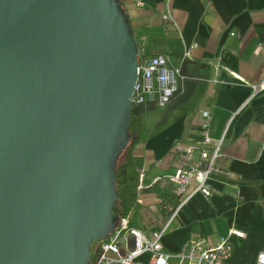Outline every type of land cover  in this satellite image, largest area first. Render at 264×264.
Instances as JSON below:
<instances>
[{"label": "water", "instance_id": "1", "mask_svg": "<svg viewBox=\"0 0 264 264\" xmlns=\"http://www.w3.org/2000/svg\"><path fill=\"white\" fill-rule=\"evenodd\" d=\"M114 0H0V264H89L137 80Z\"/></svg>", "mask_w": 264, "mask_h": 264}, {"label": "crops", "instance_id": "2", "mask_svg": "<svg viewBox=\"0 0 264 264\" xmlns=\"http://www.w3.org/2000/svg\"><path fill=\"white\" fill-rule=\"evenodd\" d=\"M116 2L138 65L164 56L184 77L165 107L144 105L131 155L142 185L150 187L129 213L131 225L146 236L161 231L171 215L161 192L168 186L173 195L165 179L184 162L173 147L202 144L206 133L212 144L221 140L207 182L211 195L197 194L177 209L162 248L177 254L197 240L215 246L228 238L226 264H255L264 253V90L254 94L264 87V0ZM206 149L212 152L211 145Z\"/></svg>", "mask_w": 264, "mask_h": 264}, {"label": "built area", "instance_id": "3", "mask_svg": "<svg viewBox=\"0 0 264 264\" xmlns=\"http://www.w3.org/2000/svg\"><path fill=\"white\" fill-rule=\"evenodd\" d=\"M166 18V17H165ZM186 52L184 58H188ZM184 77L180 70L169 64L164 56L150 58L144 65L137 67V80L133 86L131 104L140 105L148 102L158 107H165L173 95L180 89ZM264 90L260 84L254 87V94ZM207 118V115L204 114ZM202 144L175 145L174 152L183 155L184 162L174 175L165 179L177 198V206L165 207L171 215L161 231L146 236L137 227L131 225L129 217L119 219L118 226L108 237L95 240L90 247L89 264H226L232 247L228 238L211 246L206 240H197L184 246L177 254L163 250L161 239L172 221L177 209L200 194L203 197L211 195L207 184L212 176L215 163L219 157L221 140L212 144L206 133ZM212 147V152L206 149ZM198 159L194 160V153ZM143 173L138 174L137 203H140V193L149 187L142 185ZM229 235L243 237L242 233L231 231ZM255 264H264V253L257 256Z\"/></svg>", "mask_w": 264, "mask_h": 264}, {"label": "trees", "instance_id": "4", "mask_svg": "<svg viewBox=\"0 0 264 264\" xmlns=\"http://www.w3.org/2000/svg\"><path fill=\"white\" fill-rule=\"evenodd\" d=\"M114 1L116 2V0ZM117 9L126 24V18L119 5H117ZM144 105L130 104L121 121V126L125 128V134L123 137L117 138L115 150L109 165L113 193L110 212L113 219L110 228L103 234L104 237H108L118 226L119 219L128 216L137 205L138 173L131 155V148L139 140L137 132L138 126L141 123L140 117L144 113ZM161 198L164 202L171 204L172 208L177 206V198L171 194L168 186L163 188Z\"/></svg>", "mask_w": 264, "mask_h": 264}]
</instances>
